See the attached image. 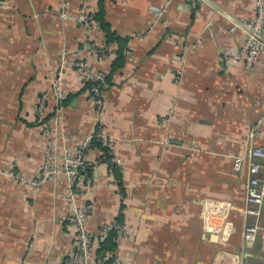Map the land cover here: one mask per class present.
<instances>
[{
	"label": "crops",
	"instance_id": "1",
	"mask_svg": "<svg viewBox=\"0 0 264 264\" xmlns=\"http://www.w3.org/2000/svg\"><path fill=\"white\" fill-rule=\"evenodd\" d=\"M60 1L0 0V264H63L74 242L66 175L58 158L55 177L39 182L40 165L48 146L59 156L85 143L86 160L97 163L76 201L93 204L86 228L94 236L113 220L128 226L113 250L123 264H264L261 235L249 245L242 237L255 220L241 211L246 161L233 169L250 137L264 144V50L250 69L223 58L246 37L232 19L254 18L255 1L85 0L119 41L95 19L86 28L61 18ZM64 1L71 15L82 5ZM162 2L156 19L151 6ZM62 46L68 62L106 74L98 102L70 64L58 100L51 85ZM43 94L45 125L36 122ZM227 202L236 208L210 240L201 211Z\"/></svg>",
	"mask_w": 264,
	"mask_h": 264
},
{
	"label": "built area",
	"instance_id": "2",
	"mask_svg": "<svg viewBox=\"0 0 264 264\" xmlns=\"http://www.w3.org/2000/svg\"><path fill=\"white\" fill-rule=\"evenodd\" d=\"M256 14L250 20H238L240 28H242L246 37L241 42L240 46L223 55L225 62L228 64H242L246 69H250L256 60L258 54L264 50V0H254ZM165 4L162 2L158 6H151L156 19H160L165 14ZM57 13L61 18H72L86 28H91L94 25V16L86 11V1L82 0V5L78 12L71 15L67 12V3L61 0ZM92 48L91 45H89ZM67 50L62 46L60 51L59 70L58 75L52 81L51 89L58 95V100L65 98L64 92L60 89V76L62 70L67 64L76 68L80 78L89 82L87 88L89 99L92 102H98L101 91L107 87L106 74L100 70H95L89 66L85 61L68 62L65 59ZM46 95L43 94L36 109V122L42 125L44 123V99ZM62 105H58L54 120L58 121L61 116ZM258 125L251 128V136L255 134ZM101 142L107 149H112V141L106 137L102 131L94 133V137ZM87 143L75 148L73 151L65 149L62 155H57L48 146L44 153L43 160L40 165V180L44 182L48 179L54 178L59 171L58 167L54 165L56 159H60L61 168L66 175V187L61 194L63 200L69 202L70 214L67 218L69 224L72 226L74 232V242L72 250L64 258L63 264H123L122 260L115 255L113 251H100L96 253L99 248V243L102 242L111 231H115L117 239L126 236L128 226L125 223H119L116 220L105 224L98 235L94 236L86 228V219L93 209V204L89 201L77 203L75 188L77 185L88 186L89 180L86 178L85 172L89 167H92L97 162H89L84 156V149ZM105 159V157H103ZM113 160V158H111ZM246 161L247 164V182L245 194V206L241 209L245 217L251 216L255 220L253 223H246L243 227V242L249 245L255 242L258 235H261L264 247V223H261L260 218L264 206V144H255L251 137L248 149L245 155L238 156L233 160L234 171L240 170V164ZM12 178H17L13 172H8ZM22 179V178H21ZM38 182V183H39ZM236 207L227 202L223 206L204 207L201 211L203 218V226L208 232L209 239H213L214 235L222 231L226 224V212Z\"/></svg>",
	"mask_w": 264,
	"mask_h": 264
},
{
	"label": "trees",
	"instance_id": "3",
	"mask_svg": "<svg viewBox=\"0 0 264 264\" xmlns=\"http://www.w3.org/2000/svg\"><path fill=\"white\" fill-rule=\"evenodd\" d=\"M94 19L100 23V28L102 29V31L104 32V34L106 35V39H115V40H118V38H115V33L110 29V26L105 23L103 20H102V16H101V13H97L96 15H94ZM118 55L120 57H122V54H121V51L119 50L118 51ZM116 63V64H115ZM114 63V68L117 67V61ZM106 80H107V83H108V78L106 76ZM89 86V82H86V88H88ZM117 222H119L117 220ZM116 243H117V234L115 231H111L108 236L102 241L99 243V248L96 250V253H99L100 251H113L115 246H116Z\"/></svg>",
	"mask_w": 264,
	"mask_h": 264
},
{
	"label": "water",
	"instance_id": "4",
	"mask_svg": "<svg viewBox=\"0 0 264 264\" xmlns=\"http://www.w3.org/2000/svg\"><path fill=\"white\" fill-rule=\"evenodd\" d=\"M232 20L234 21L235 24L239 25V22L237 20H234V19Z\"/></svg>",
	"mask_w": 264,
	"mask_h": 264
}]
</instances>
